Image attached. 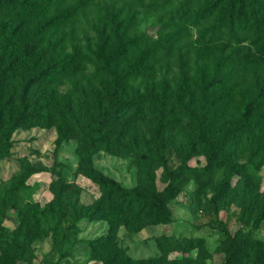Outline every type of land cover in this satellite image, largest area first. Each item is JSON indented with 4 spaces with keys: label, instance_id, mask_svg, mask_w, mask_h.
Returning a JSON list of instances; mask_svg holds the SVG:
<instances>
[{
    "label": "rangeland",
    "instance_id": "1",
    "mask_svg": "<svg viewBox=\"0 0 264 264\" xmlns=\"http://www.w3.org/2000/svg\"><path fill=\"white\" fill-rule=\"evenodd\" d=\"M165 1L45 0L38 13L0 16V71L6 69L0 122L18 121L9 135V156L0 160V264H224L231 241L254 248L228 264H264V164L257 167L260 182L235 171L251 152H264V123L243 126L264 111V96L250 84L226 91L222 83L211 91L200 87L198 81L211 79L215 61L233 48L223 54L220 43L201 38L209 25L197 22L195 14L208 0H189V7L186 0ZM73 8L65 21L45 28L44 55L18 58L36 25ZM100 36L106 39L102 55ZM171 36L175 40L167 52L123 83L124 106L115 108L111 71L139 67L147 49ZM117 38L125 49L106 64L103 56ZM257 61L252 55L247 66L234 67L253 69ZM259 64L264 69V59ZM38 72H45L44 81L27 86ZM106 108L112 113L106 144L92 156L96 170L124 188H140L138 152L149 149L157 190L166 185V171L180 165L192 177L165 204L168 224L117 222L114 234L106 220L82 219L69 238L75 243L70 255L45 261L52 246L49 227L56 221L71 225L72 210L91 206L99 196L76 172L82 138L87 128L97 127ZM218 140L227 144L223 154L211 149ZM3 146L0 137V154Z\"/></svg>",
    "mask_w": 264,
    "mask_h": 264
},
{
    "label": "trees",
    "instance_id": "2",
    "mask_svg": "<svg viewBox=\"0 0 264 264\" xmlns=\"http://www.w3.org/2000/svg\"><path fill=\"white\" fill-rule=\"evenodd\" d=\"M192 4L200 0H193ZM189 7V0H186ZM165 3L170 4V0ZM45 0H0V16L7 15H23L38 13L44 9ZM75 8L69 10H61L56 12L47 23L45 20L36 25L32 36L21 45L18 50L19 59H30L33 55H44L45 52L40 50L41 44L44 42L45 28L50 23H60L65 21L72 15ZM116 21V17H113ZM195 20L200 24L208 23L207 28L201 31V38H207L209 43L218 42L223 48L224 54L228 48L233 50L225 57L220 55L219 59L214 64V74L209 80L200 79L198 85L205 88L206 91L214 90V88L222 83V91L233 89L239 86L248 85L249 88H255L258 96H264V69L259 64L260 59H264V0H208L202 3L196 10ZM118 24V23H117ZM121 24L117 25L114 31V37H118V31ZM118 30V31H117ZM174 37V36H173ZM117 44L108 56H103L106 64L114 60L115 57L123 53L125 45L121 44L120 38H117ZM175 38L167 37L157 40L154 45L147 49L145 55L140 59L139 67L134 65L133 68L127 70H113L112 83L109 87L115 108H121L122 86L123 83L131 78V75H137L140 71V66L150 62L161 53L167 52L171 47L172 41ZM106 39L99 37V54H103ZM47 52L50 56L54 55V47H49ZM256 56L258 61L253 65V69L243 67L241 71L235 70L234 67L239 62H246L250 56ZM23 62V61H22ZM231 65V69H229ZM245 69V70H244ZM222 70V73L217 77V73ZM235 70L234 75L230 71ZM243 70V71H242ZM246 70H249L247 72ZM6 69L0 71V100L2 97L3 84L6 82ZM45 72H38L26 82L41 83L44 81ZM209 81V82H208ZM115 110V109H114ZM112 109L106 108L98 118L96 128H87L83 140V145L78 151V169L77 174L90 180L98 189L99 196L94 200V203L88 207H80L72 210L74 212L72 223L69 226L63 227L60 221L54 222L49 227L51 233L52 246L45 257L47 261L49 256L56 255L59 260L67 258L74 248L75 243H71L69 238L74 235L77 230L75 223L82 219L88 220H106L111 226L109 229L113 231L117 222L126 225L127 222L138 220H150L152 224H168L170 222L167 216L165 204L173 199L186 183V178L192 177V172L186 165H180L172 171H166V185L162 190H157L154 183V175L151 171L152 160L149 149L139 151V163L143 174L142 186L124 188L120 184L105 177L101 172L96 170L92 164V156L101 150L105 141L106 126L110 120ZM209 112L212 110L209 109ZM254 123H264V111L259 113L254 119L249 122H244L243 126L247 127ZM18 124L17 120L10 119L9 125L4 126L0 122L1 143L3 151L0 154V160L9 156V148L12 142L9 141L10 132ZM206 147L205 143H202ZM157 146L161 151H165L166 146L162 141H159ZM227 144L224 140H218L212 147L214 154H223ZM264 164V152H251L249 159L243 165L235 166V171L246 172L249 178L260 182L262 178L257 176V167ZM61 195H57L52 201L55 204ZM60 218V215L59 217ZM113 231L112 233H114ZM116 233V232H115ZM114 233V234H115ZM113 237L107 239L111 243ZM254 246L247 247L243 242L231 241V248L228 254V261L252 250ZM171 247L163 250V253H168ZM244 251V252H243ZM228 261L224 264H228Z\"/></svg>",
    "mask_w": 264,
    "mask_h": 264
}]
</instances>
